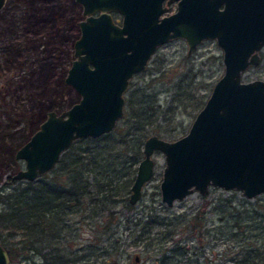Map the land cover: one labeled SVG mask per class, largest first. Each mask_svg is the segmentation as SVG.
Wrapping results in <instances>:
<instances>
[{
  "label": "water",
  "instance_id": "1",
  "mask_svg": "<svg viewBox=\"0 0 264 264\" xmlns=\"http://www.w3.org/2000/svg\"><path fill=\"white\" fill-rule=\"evenodd\" d=\"M6 1L0 0V9ZM76 1L82 5L81 33L65 81L80 99L60 112L47 111L16 149L25 167L11 179L34 180L54 168L76 139L113 130L124 115L132 77L146 69L159 46L184 38L191 54L212 38L223 50L224 73L186 134L173 140L158 133L145 138L129 201L136 203L153 177L156 150L165 157L160 191L168 205L196 189L206 193L212 185L248 197L263 193L264 79L246 81L243 75L261 61L264 0H168L177 1V9L164 16V0ZM114 11L122 15L121 23ZM10 258L0 242V264Z\"/></svg>",
  "mask_w": 264,
  "mask_h": 264
},
{
  "label": "rangeland",
  "instance_id": "2",
  "mask_svg": "<svg viewBox=\"0 0 264 264\" xmlns=\"http://www.w3.org/2000/svg\"><path fill=\"white\" fill-rule=\"evenodd\" d=\"M81 18L82 5L76 0H7L0 9V137L4 136L0 168L3 163L6 169L0 190L7 184L13 187L9 177L25 167L15 151L38 128L47 111L60 112L80 99L65 77L74 59ZM260 54V63L245 70L244 80L264 79V45ZM224 70L223 50L216 39L203 40L191 54L184 38L162 44L129 86L132 90L146 88L157 97L155 124L161 128L149 133L170 140L186 134ZM153 157L155 173L143 187L142 197L131 208L117 203L113 210L120 221L113 223L110 234H101L102 242H93V223L99 216L86 215L81 223L85 214L71 213V227L62 233L70 240L61 241V251L51 252L48 259L28 253L10 258L9 264H58L60 258L69 259L64 264H181L180 260L182 264H231L230 245L234 249L237 240L239 259L245 241L264 243V237H257L264 233V192L248 197L241 190L212 185L206 193L196 189L168 205L160 191L164 153L156 150ZM228 200L238 206V212L226 205ZM2 208L0 203V211ZM199 212L203 220H195L196 228L190 222L187 231L164 235L170 229L169 220L180 227ZM237 216L238 226H234ZM148 217L157 221L151 233L159 231V240L150 245H146L147 232L142 227ZM178 241L189 248L188 259L177 254L163 263L160 246L165 243L174 248Z\"/></svg>",
  "mask_w": 264,
  "mask_h": 264
},
{
  "label": "trees",
  "instance_id": "3",
  "mask_svg": "<svg viewBox=\"0 0 264 264\" xmlns=\"http://www.w3.org/2000/svg\"><path fill=\"white\" fill-rule=\"evenodd\" d=\"M152 94L146 88H129L124 115L113 130L97 137L76 139L49 172L34 180H12L13 187L7 184L1 188L0 203L3 208L0 211V242L7 248L11 258L30 253L41 254L48 259L51 252L61 251V241L66 243L70 240L62 233L71 227V213H84L85 216L80 218L81 223L86 220V215L99 216L93 223L96 230L93 238L95 244L102 242V233H111L113 223L120 221L119 214L113 210L117 203L133 207L129 192L137 165L143 156L144 140L150 135L149 132H158L161 128L155 124L159 105H155L157 97ZM3 137H0V142ZM2 166L3 163L0 179L6 173ZM226 205L238 212V206L231 200ZM197 219L202 222V212L180 227L169 220L170 229L163 233L165 236L181 234L190 228V222L195 223ZM155 222L151 217L143 222L144 233L147 232L146 245L159 240V231L151 233ZM234 226H238V216ZM257 237L263 238L264 233ZM249 243L245 241L240 259L238 240L234 249V244L230 245L229 253L233 252L229 257L231 264H264V243ZM169 249L173 252L167 253ZM159 252L164 255L163 263H166L177 254L188 259L189 248L178 241L174 248L172 244L163 243ZM58 256H61L60 253ZM67 261L69 259L60 258L58 264ZM180 263L183 261L180 260Z\"/></svg>",
  "mask_w": 264,
  "mask_h": 264
},
{
  "label": "flooded vegetation",
  "instance_id": "4",
  "mask_svg": "<svg viewBox=\"0 0 264 264\" xmlns=\"http://www.w3.org/2000/svg\"><path fill=\"white\" fill-rule=\"evenodd\" d=\"M177 1H172L171 3H168V0H164V6H167V10L164 12V13H162L161 14V16H164V15H169V14H171V13H173V12H175L176 11V9H177ZM172 7L174 8V9H172ZM98 12H96L95 14H97ZM112 15H113V17H114V20L116 21V22H118V23H121V19H122V15L119 13V12H117V11H114V12H112ZM169 42V41H168ZM160 47V46H159ZM158 47V48H159ZM194 51V50H193ZM192 51V52H193ZM147 67V66H146ZM130 86V85H129ZM130 88V87H129ZM128 88V89H129ZM127 89V90H128ZM127 92V91H126ZM119 122V121H118Z\"/></svg>",
  "mask_w": 264,
  "mask_h": 264
}]
</instances>
